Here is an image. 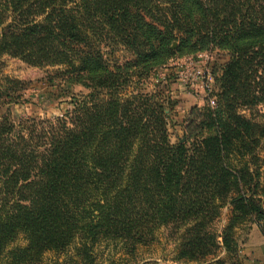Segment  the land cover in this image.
<instances>
[{
    "label": "trees",
    "instance_id": "obj_1",
    "mask_svg": "<svg viewBox=\"0 0 264 264\" xmlns=\"http://www.w3.org/2000/svg\"><path fill=\"white\" fill-rule=\"evenodd\" d=\"M170 38L231 47L216 106L180 124L162 86H134ZM4 54L62 66L88 92L55 118L0 120V262L75 245L73 263L89 264L101 242L131 254L167 227L176 261L254 264L240 231L264 233V123L240 109L264 104V0H0ZM17 84L0 76V98L16 101Z\"/></svg>",
    "mask_w": 264,
    "mask_h": 264
},
{
    "label": "rangeland",
    "instance_id": "obj_2",
    "mask_svg": "<svg viewBox=\"0 0 264 264\" xmlns=\"http://www.w3.org/2000/svg\"><path fill=\"white\" fill-rule=\"evenodd\" d=\"M166 43L162 55L156 61L158 65L151 70L148 77L137 79L134 86L148 92H154L157 86H162L165 95L174 102L172 118L174 122L180 124L187 118L194 106L206 109L216 105H210L208 90L184 84L179 78H176V71L182 65L192 68L191 60L200 54L210 55L212 59L208 66L214 78L210 83L211 94L218 100L220 84L217 76L222 72V67L231 54V47L227 42L208 44L195 40L185 45L175 38H170ZM112 54L121 65L131 57V54L121 46L115 47ZM0 76L18 80L19 84L11 88L10 92L20 96L16 101L11 102L6 97L0 98V120L8 114L15 122L21 118L30 117L55 118L65 114L72 107L74 96L88 92L83 85L69 77L62 66L35 67L19 58L5 54L0 55ZM240 113L257 122L264 123V104L249 109H240ZM171 132L173 139H176L177 135L181 134L180 127L176 126L175 129H171ZM261 149L264 154V142ZM228 214V210H225L222 220L218 224L220 227L224 226ZM246 234L247 230H241V239L245 238ZM26 245V237L19 235L8 250L23 248ZM175 247V235L172 229L162 227L157 231L154 240L136 246L131 254L124 250L121 243L101 242L95 248L93 259L89 264H142L150 261L160 264H212L211 262L176 261L174 260ZM74 254L75 245H72L64 252H47L38 264H74L73 262L76 260ZM0 264H10L8 255Z\"/></svg>",
    "mask_w": 264,
    "mask_h": 264
},
{
    "label": "built area",
    "instance_id": "obj_3",
    "mask_svg": "<svg viewBox=\"0 0 264 264\" xmlns=\"http://www.w3.org/2000/svg\"><path fill=\"white\" fill-rule=\"evenodd\" d=\"M212 57L208 54H200L196 58L191 60L192 68L187 65H182L180 69L176 71V78H179L184 84L193 87H201L208 90L209 103L212 106L216 105V99L211 94L210 83L214 80L212 72L209 68V62ZM165 83V81H162ZM162 83V85H164Z\"/></svg>",
    "mask_w": 264,
    "mask_h": 264
},
{
    "label": "crops",
    "instance_id": "obj_4",
    "mask_svg": "<svg viewBox=\"0 0 264 264\" xmlns=\"http://www.w3.org/2000/svg\"><path fill=\"white\" fill-rule=\"evenodd\" d=\"M241 253L250 263L264 264V233L257 224L247 231Z\"/></svg>",
    "mask_w": 264,
    "mask_h": 264
}]
</instances>
